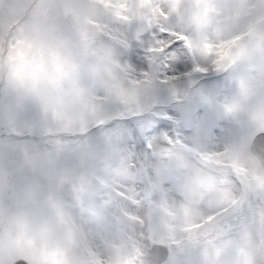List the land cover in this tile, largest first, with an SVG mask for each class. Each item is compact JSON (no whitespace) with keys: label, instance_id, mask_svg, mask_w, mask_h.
I'll return each instance as SVG.
<instances>
[{"label":"rangeland","instance_id":"1","mask_svg":"<svg viewBox=\"0 0 264 264\" xmlns=\"http://www.w3.org/2000/svg\"><path fill=\"white\" fill-rule=\"evenodd\" d=\"M179 2L185 5L181 15L185 27H192L191 35L200 39L207 31L213 39L223 36L216 51L220 58L234 56L235 67L197 73L189 56L182 68L174 62L172 90L148 89L142 106L134 110L105 103L104 123L85 127L88 119L100 114L109 93L134 103L120 86L109 46L98 40L101 23L95 0H0V219L5 205H11L22 234L15 247L0 251V264H12L17 257L36 264L37 245L41 261L46 259L43 253L51 251V264H58L62 241L75 246L77 264L90 259L128 264L122 244L114 243L99 227L104 220L116 224L115 209L126 206L124 202L117 201L113 213L106 214L81 194L97 181L110 184L112 177L101 165L125 157L154 174L160 169L178 178L193 174L186 183L191 192L203 162L189 149L196 145L223 149L238 141L250 145L260 131L253 124L264 127V7H245L247 0ZM103 3L107 7L112 0ZM222 3L233 6L230 15H218ZM205 48L212 50L209 45ZM161 120L169 126L153 132ZM169 149L171 158L162 159ZM249 167L248 179L264 183V173L252 161ZM40 187L44 195L38 199ZM183 187L179 179L167 186L161 183L158 198L179 202ZM37 205L46 207L49 215L33 232L32 208ZM258 213L257 206L246 207L232 216V222L251 225ZM157 227L163 239L173 231L179 233L181 218L161 207ZM248 243L247 233L230 244H215L202 234L191 242L192 250L168 248L163 264H202L209 251L213 258L223 256L224 264H239ZM139 254L137 250L135 255Z\"/></svg>","mask_w":264,"mask_h":264},{"label":"snow or ice","instance_id":"2","mask_svg":"<svg viewBox=\"0 0 264 264\" xmlns=\"http://www.w3.org/2000/svg\"><path fill=\"white\" fill-rule=\"evenodd\" d=\"M95 4L101 23L98 40L109 46L120 86L125 94L132 95L134 103L129 104L126 97L109 93L104 96L100 114L88 119L85 127L104 123L105 103L134 110L142 106L148 89L166 87L172 90L175 78L170 70L174 62L177 68H182L190 56L193 71L197 73L227 72L235 67L234 56L220 58L216 51L224 43L223 36L213 39L207 31L200 39L191 35L192 27H185L186 18L181 15L185 5L179 0H112L107 7L103 0H95ZM244 6L264 7V0L259 4L247 0ZM232 10L231 4L222 3L218 15H230ZM205 45L212 50L206 49ZM225 111L230 110L225 108ZM253 125L261 134L250 145L238 141L223 149L199 145L189 149L203 162L200 177L192 183L191 192L186 183L193 174L178 178L166 175L162 169L154 174L151 168L125 157L101 165L108 169L114 182L101 185L97 181L81 194L89 196L106 214L113 213L117 201L124 202L126 206L115 209L118 222L111 225L104 220L99 227L114 243L122 244L121 250L129 255L128 264H163L168 248L192 250L191 242L198 241L202 234L213 238L215 244H230L240 241L245 233L249 243L239 264H264V183L256 185L248 179L252 172L249 161L264 173V127ZM168 126L166 120H161L153 132ZM132 129L139 147H143L135 125ZM253 153L260 159L257 160ZM171 156L169 149L162 159ZM177 179L184 185L179 202L169 203L162 196L158 198L159 185L167 186L168 182ZM253 205L259 208V213L251 225L232 222L233 215L242 214L246 207ZM161 207L169 208L182 223L179 233L173 231L163 239L157 227V212ZM187 225L197 227L190 229ZM162 243L168 247L161 246ZM137 250L138 256L135 255ZM12 264H26V260L17 257ZM86 264H105V261L90 259ZM202 264H224V259L223 256L213 258L209 251Z\"/></svg>","mask_w":264,"mask_h":264},{"label":"clouds","instance_id":"3","mask_svg":"<svg viewBox=\"0 0 264 264\" xmlns=\"http://www.w3.org/2000/svg\"><path fill=\"white\" fill-rule=\"evenodd\" d=\"M8 39H9L8 37L5 38L6 40L4 44L5 55L8 50V42H7ZM0 87H3V85H0ZM111 182H114L113 178H110V183ZM36 195L38 199L44 195L42 187L38 188ZM70 210L75 211V209H70ZM32 211H33V217H32L31 230L35 232L36 229L41 224L44 217L49 215V210L44 206L37 205L32 208ZM14 214H15V210L11 207V205L6 204L3 218L0 219V235H3L4 237V248L0 250L2 252H6L7 247L9 246L15 247L16 239L22 238L20 225L16 222L15 219H13ZM9 233L11 235H9ZM60 246L63 252L62 254L57 255L56 259L58 264H77V261L75 260V246L69 244L66 241H62ZM36 250H37L36 264H51L52 261L51 251H45L43 255L46 257V259L41 261L40 249L38 245ZM26 264H29V262L26 261Z\"/></svg>","mask_w":264,"mask_h":264},{"label":"water","instance_id":"4","mask_svg":"<svg viewBox=\"0 0 264 264\" xmlns=\"http://www.w3.org/2000/svg\"><path fill=\"white\" fill-rule=\"evenodd\" d=\"M260 134H261V133H260V132H258V133H257V134H256V135L253 137V139H252L251 143H252V142H254V140H255L256 136H258V135H260ZM251 143H250V144H251ZM253 155H254V156H255V158H257L258 160L260 159V157H259L257 154L253 153ZM161 246L167 247V246H166V245H164V244H161ZM168 254H169V249H168ZM167 258H168V256H167ZM167 258H166V259H167ZM166 259H165V260H166ZM165 260H164V261H165ZM164 261H163V262H164ZM149 264H150V262H149Z\"/></svg>","mask_w":264,"mask_h":264}]
</instances>
